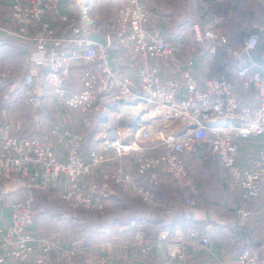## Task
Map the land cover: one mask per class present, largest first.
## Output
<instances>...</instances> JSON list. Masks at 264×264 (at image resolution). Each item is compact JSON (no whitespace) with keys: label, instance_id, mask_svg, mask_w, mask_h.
<instances>
[{"label":"built area","instance_id":"1","mask_svg":"<svg viewBox=\"0 0 264 264\" xmlns=\"http://www.w3.org/2000/svg\"><path fill=\"white\" fill-rule=\"evenodd\" d=\"M156 1L123 0L97 40L94 0H0L8 16L2 36L27 53L17 68L0 62V83L18 84L13 90L25 95L36 120L41 103L69 114L60 109L46 130L38 124L27 137L16 135L21 121H0V182L37 190L60 186L66 208L84 212H102L109 201L129 196L163 223L169 209L155 188L168 179L182 207L196 208L198 182L189 160L210 154L219 179L238 192L235 228L253 226L250 245L232 264H264V65L253 59L257 35L232 47L217 28L222 14L193 21L196 44L212 53L223 46L236 63L232 78L195 72L199 59L185 55L181 33L172 41L157 26ZM251 91L254 102L242 103ZM34 202L28 194L9 203L10 222L0 226V264H122L132 255L135 264H151L153 254L162 264H187L191 253L194 264H227L211 256L210 237L200 228L151 236L142 218L113 237L118 252L87 255L79 242L64 245L31 233Z\"/></svg>","mask_w":264,"mask_h":264},{"label":"crops","instance_id":"2","mask_svg":"<svg viewBox=\"0 0 264 264\" xmlns=\"http://www.w3.org/2000/svg\"><path fill=\"white\" fill-rule=\"evenodd\" d=\"M108 1L109 0H95L93 4L95 6V4ZM122 1L123 0H118L117 5H119ZM227 1H232L233 5H230L228 2L216 3L214 0H157L151 4L154 16L156 18V24L159 29L163 33L167 34L169 39L172 41L178 40V35L181 33L180 35L182 41L184 42L185 55H193L196 59H199V63L196 65L195 72L202 71L209 76H218L220 74H224L227 77H233L236 64L230 57L224 55L221 48V54L219 48L215 53H212L206 45L200 46L196 44L192 39L190 31L193 21L204 18L211 13H223L224 10V12L227 11L226 15L229 17L228 22L231 23V27L237 24L238 19L240 18L239 14L241 13L245 16L243 19V31L256 33L254 28H257V26H255L254 21H260L262 17L264 19V0ZM260 5L263 6V8H259ZM231 6L237 8V11L232 9ZM260 9L261 17L259 16V18H255L254 14L258 15L256 12ZM98 10L99 12H102V9ZM7 17L6 6L0 4V25L7 24ZM100 23L101 24H99V22L95 24L94 33L92 35L93 38L97 40L102 39V31L104 32L106 29H108L104 21ZM219 29L224 32L225 35L227 34L230 36L231 30L229 29L228 24L222 23V27ZM259 29H261V27H259ZM229 39L231 38L229 37ZM236 40H232L235 45L241 42V39L238 41ZM26 56L27 53L21 51L20 47L16 45L13 40L4 38L0 32V62L3 65L17 68L18 65L24 64ZM263 65L264 62L262 61L261 67ZM120 66L125 68V65L121 64ZM259 70L261 69L259 68ZM73 79L75 85L78 86L79 82L77 70L73 72ZM7 83L8 82L3 84L0 83V121L10 120L13 123L21 121V128L16 130V135L18 137H27L36 134L38 132L37 128H39V125H41L40 128L42 130H46L47 126L51 125L57 120V113L61 111L60 109L64 110V114L66 116L69 115L68 111L58 104L41 103L36 112L38 118V120H36V117L31 112L29 107L27 106L29 111L26 107L27 104L25 95L14 92L13 88L17 87L18 84L12 81H9L8 84ZM241 100L242 103L254 102V91L249 92L247 94V98H243ZM73 122L77 125L76 119H74ZM90 139L91 136L87 135L86 142H88ZM209 158H212L211 160L213 163L208 160ZM189 166L198 182V206L190 210L184 209L181 205L178 193L173 188L172 183L168 179H164L163 183L157 186L155 190L158 196L165 202L169 212L167 213L163 223L157 222L156 220L153 221V219L149 217L148 213L145 212L146 214L142 215V219H146L144 229L149 235L155 236L157 231L161 229L168 230L170 232L179 231L184 233L186 228L189 226L198 227L203 231L204 234L210 237L211 242L208 247L211 256L215 257V259L222 260L227 264H232L235 255L241 252L244 247L250 245V239L252 236L251 231H253V226L251 224L245 231H238L235 228L232 206L234 203L238 202V192L231 189L227 183H224L219 179V166L215 157L210 154H208L205 158L192 157L189 160ZM2 184V186H0L1 227L6 226L10 222L11 209L9 203L16 198L33 194L35 200H39L41 203L36 205L34 224L28 227V230L31 233L49 235L64 245H70L71 243L79 242L82 247L85 248L87 255L106 256L118 252L119 242H115L114 238L116 236L114 235H111L107 241L96 244H87L83 241H80L79 238L65 234V230L59 229L58 225L60 226L61 223L56 221L58 218L57 216H60L61 219H64L68 218V215L57 213L56 211L53 213V215L47 218L48 209H50V206L55 203V199H59L61 201L59 194L62 191V187L59 186L55 187L56 189L51 188L49 190H37L29 187L27 183L24 185H16L12 183ZM115 200H117V198L111 201L113 202ZM180 208L184 212L182 218L173 219V222L169 221V218L175 215L174 213L180 212ZM256 210L257 212L254 214L253 220L259 217V208ZM148 219L152 220L153 222L149 221ZM151 224L153 225L149 226ZM124 227H120L119 230ZM152 227L154 228L152 229ZM195 258L196 254L191 253L186 263L194 264ZM121 262L122 264L136 263L133 255L126 260H122ZM115 263L118 264L116 260ZM150 263L162 264L160 259H157L156 254L151 256Z\"/></svg>","mask_w":264,"mask_h":264},{"label":"rangeland","instance_id":"3","mask_svg":"<svg viewBox=\"0 0 264 264\" xmlns=\"http://www.w3.org/2000/svg\"><path fill=\"white\" fill-rule=\"evenodd\" d=\"M117 2L118 0H109L108 2H101V3L95 4L94 6L95 24L98 22L99 24H101L100 22L104 21L105 25L107 26L110 25L114 17L113 14L115 13L116 8L118 6ZM98 9H102V12H99ZM256 13L259 14V16L261 17L258 10ZM256 16L257 15L254 14L255 18ZM228 20H229V17H227V21ZM254 22H255V26H257L258 28L262 27L260 21L255 20ZM211 159L212 158H209L208 160L213 163ZM1 184L2 183L0 182V186L3 185ZM39 203H41L39 200L37 201L35 200L34 202L35 208H36V205H38ZM50 207H51L50 208L51 210L48 209L47 218L53 215V213L56 211L57 213L68 215V218H64V219H61L60 216H57L58 218L56 221L58 223L59 222L61 223L60 226L58 225L59 229L65 230V234H69L73 237L79 238L80 241H83L84 243H87V244H90V243L96 244L99 242L107 241L109 240L111 235L117 236L118 234H121L123 231L119 230L120 227L128 226L131 220L139 219V218L141 219L142 215L146 214L145 213L146 209L135 198L125 196V195H121L117 197V200L113 202L110 201L107 204V207L102 212L94 213V212H84L82 210H71L70 211L68 210V208H66L63 202H61L59 199L57 200L55 199V203H53ZM186 210H190V209H186ZM132 214H138L137 215L138 217L132 218L129 223L127 222L119 223L121 219L125 221L126 219L131 217ZM174 214L175 215H173V217L172 216L171 218L168 217L169 221L173 222V219H181L184 212L180 208V212L174 213ZM118 217L121 219H119ZM152 225L153 224L149 226H152ZM154 227H152V229ZM106 228L107 229L110 228V229L107 230ZM115 242L117 243L118 240H115Z\"/></svg>","mask_w":264,"mask_h":264},{"label":"trees","instance_id":"4","mask_svg":"<svg viewBox=\"0 0 264 264\" xmlns=\"http://www.w3.org/2000/svg\"><path fill=\"white\" fill-rule=\"evenodd\" d=\"M234 1V0H233ZM224 2H228L227 0L226 1H224ZM230 5H233L232 4V1L231 2H228ZM231 8L232 9H234L235 11H237V8H234L233 6H231ZM259 8H263V6H259ZM222 11V10H221ZM258 12L260 13V15H261V9L260 10H258ZM220 14H223V21L217 26V28L219 29V28H221L222 27V23L223 24H228V21H226V18H227V11L226 12H224V10H223V13H220ZM239 19H238V22H237V24H235V25H233V26H231L230 27V25H231V23L229 22V24H228V26H229V29L231 30V32H230V36H228L227 34V38H228V43H229V45L230 46H232V47H236V46H238L239 44H237V45H235L233 42H232V40L234 41V40H242V38L244 37V36H246V35H248L249 33H254V32H250V31H243L244 29H243V26H244V24H243V19L245 18V16L244 15H242L241 13L239 14ZM256 18H259V14L256 16ZM225 22V23H224ZM260 23H261V29H259L258 27V29L257 28H254V31L256 32L255 34L257 35V45H256V47H255V50H254V54H253V59L259 64V65H261L262 64V61L264 62V19H263V17H262V19L260 20ZM220 30V29H219ZM243 35V36H242ZM259 36V37H258ZM229 37L231 38V39H229ZM242 37V38H241ZM259 38V39H258ZM240 40V41H241ZM219 48V51H220V54L222 53V51L220 50V48L223 50V53H224V55L226 56H228V54L226 53V51H225V48L223 47V46H220V47H218ZM217 48V49H218ZM216 49V50H217ZM216 52V51H215ZM229 57V56H228ZM235 62V61H234ZM236 64V63H235ZM235 69H236V67H235ZM257 69H259V67H257ZM229 78H232V77H229ZM208 155V154H207ZM136 212V211H135ZM95 213V212H94ZM138 214H132L131 215V217H129L128 219H126L125 221L124 220H122L121 218H119V219H121V221H119V223L120 222H127V223H129L130 222V220L132 219V218H136V217H138L137 216Z\"/></svg>","mask_w":264,"mask_h":264},{"label":"water","instance_id":"5","mask_svg":"<svg viewBox=\"0 0 264 264\" xmlns=\"http://www.w3.org/2000/svg\"><path fill=\"white\" fill-rule=\"evenodd\" d=\"M122 124V123H121Z\"/></svg>","mask_w":264,"mask_h":264}]
</instances>
